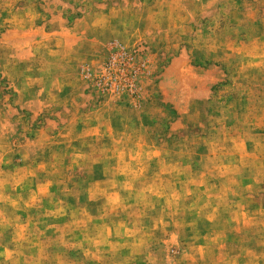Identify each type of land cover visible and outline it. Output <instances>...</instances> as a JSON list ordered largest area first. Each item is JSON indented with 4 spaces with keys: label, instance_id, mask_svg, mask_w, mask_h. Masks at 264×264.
I'll use <instances>...</instances> for the list:
<instances>
[{
    "label": "rangeland",
    "instance_id": "rangeland-1",
    "mask_svg": "<svg viewBox=\"0 0 264 264\" xmlns=\"http://www.w3.org/2000/svg\"><path fill=\"white\" fill-rule=\"evenodd\" d=\"M0 264H264V0H0Z\"/></svg>",
    "mask_w": 264,
    "mask_h": 264
}]
</instances>
